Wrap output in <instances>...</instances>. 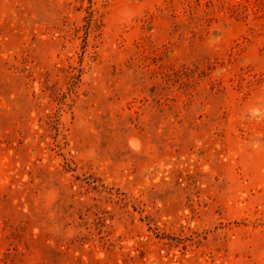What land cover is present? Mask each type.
<instances>
[{
    "label": "rangeland",
    "instance_id": "1",
    "mask_svg": "<svg viewBox=\"0 0 264 264\" xmlns=\"http://www.w3.org/2000/svg\"><path fill=\"white\" fill-rule=\"evenodd\" d=\"M0 264H264V0H0Z\"/></svg>",
    "mask_w": 264,
    "mask_h": 264
},
{
    "label": "bare ground",
    "instance_id": "2",
    "mask_svg": "<svg viewBox=\"0 0 264 264\" xmlns=\"http://www.w3.org/2000/svg\"><path fill=\"white\" fill-rule=\"evenodd\" d=\"M137 146H138V143H137Z\"/></svg>",
    "mask_w": 264,
    "mask_h": 264
}]
</instances>
